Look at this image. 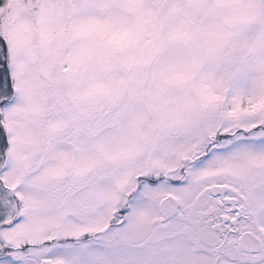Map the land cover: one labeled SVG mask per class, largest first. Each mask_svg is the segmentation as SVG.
<instances>
[{
    "label": "snow or ice",
    "instance_id": "obj_1",
    "mask_svg": "<svg viewBox=\"0 0 264 264\" xmlns=\"http://www.w3.org/2000/svg\"><path fill=\"white\" fill-rule=\"evenodd\" d=\"M0 264H264V0H0Z\"/></svg>",
    "mask_w": 264,
    "mask_h": 264
}]
</instances>
